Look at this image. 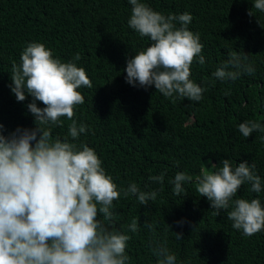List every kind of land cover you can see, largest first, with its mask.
Instances as JSON below:
<instances>
[{
  "label": "trees",
  "instance_id": "1",
  "mask_svg": "<svg viewBox=\"0 0 264 264\" xmlns=\"http://www.w3.org/2000/svg\"><path fill=\"white\" fill-rule=\"evenodd\" d=\"M164 15L190 13L188 28L199 33L205 64L191 66V79L206 91L199 102L165 98L154 85L147 89L126 83V62L151 44L128 25V0H0V124L9 136L17 128L34 129L28 109L32 97L18 102L11 92L13 62L20 63L23 49L40 42L62 62L77 61L92 82L79 91L84 103L75 109L77 124L87 132L75 141L87 144L102 161L118 188L136 183L142 191H157L155 201L141 205L123 193L113 202L115 227L131 236L128 264H158L152 249L167 241L176 264H264V231L250 237L232 227L227 210L219 216L197 191L196 179L205 162L213 172L229 159L235 164L256 165L264 189V132L244 137L239 124L255 120L264 125V13L254 0H142ZM252 9L253 16L248 13ZM180 25L177 24V28ZM232 51L249 54L255 72L242 73L235 81L213 77ZM227 93V94H226ZM37 106L44 105L37 102ZM52 136L63 140L72 122L61 118ZM177 172L192 180L185 192L174 194L170 183ZM164 174V181L149 180ZM251 185L241 186L235 198H259ZM139 218V231L127 225ZM184 221L182 226L177 222ZM145 222L154 227L149 230ZM170 226V230L168 229ZM173 233H182L177 240ZM198 250V251H197Z\"/></svg>",
  "mask_w": 264,
  "mask_h": 264
},
{
  "label": "clouds",
  "instance_id": "2",
  "mask_svg": "<svg viewBox=\"0 0 264 264\" xmlns=\"http://www.w3.org/2000/svg\"><path fill=\"white\" fill-rule=\"evenodd\" d=\"M128 3L129 27L141 37L150 38L151 44L127 60L126 83L135 87L138 82L145 89L154 85L173 103L177 98L199 102L206 89L191 79V66L206 61L199 33L188 28L192 15L166 16L142 0ZM253 8L264 13V0H254ZM248 15L253 16L252 9ZM228 55V60L213 72L216 79L235 81L242 73L255 72L247 63L249 54L232 51ZM81 59L76 53L72 61L62 62L45 44L31 42L23 49L20 63L12 64L11 92L18 102L32 97L27 107L35 118V128H17L5 136L0 124V264H128L126 249L131 236L115 227L113 202L121 193L135 196L145 206L157 198V191H142L136 183L118 188L94 149L71 142L88 130L87 125H78L74 119L75 109L84 103L79 89L93 86L86 70L77 66ZM37 102L44 107H38ZM61 118L72 121L63 140L52 136L53 126L63 127ZM238 129L244 137H250L253 132H264V125L249 120ZM221 164L215 172L201 169L196 179L198 193L210 202L215 216L231 208L227 218L244 236L264 231L261 200L235 198L245 183L254 193L264 190L256 165L244 161L234 166L229 159ZM149 180L162 185L164 174L150 176ZM191 180L186 173L177 172L170 181L174 194L185 192L183 185ZM183 223L177 222L178 226ZM145 226L149 230L154 227L147 222ZM127 229L137 233L139 218L132 219ZM173 234L177 240L183 235ZM152 251L158 264H176L177 257L167 241Z\"/></svg>",
  "mask_w": 264,
  "mask_h": 264
},
{
  "label": "rangeland",
  "instance_id": "3",
  "mask_svg": "<svg viewBox=\"0 0 264 264\" xmlns=\"http://www.w3.org/2000/svg\"><path fill=\"white\" fill-rule=\"evenodd\" d=\"M203 167H206V168H208L207 170L212 171L211 170V162L210 161L205 162L204 165H203Z\"/></svg>",
  "mask_w": 264,
  "mask_h": 264
}]
</instances>
